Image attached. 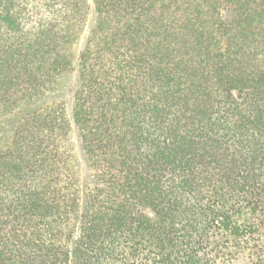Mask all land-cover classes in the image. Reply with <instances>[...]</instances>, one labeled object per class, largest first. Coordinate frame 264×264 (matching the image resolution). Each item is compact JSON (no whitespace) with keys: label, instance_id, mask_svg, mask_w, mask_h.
Returning <instances> with one entry per match:
<instances>
[{"label":"trees","instance_id":"obj_1","mask_svg":"<svg viewBox=\"0 0 264 264\" xmlns=\"http://www.w3.org/2000/svg\"><path fill=\"white\" fill-rule=\"evenodd\" d=\"M0 264H264V0H0Z\"/></svg>","mask_w":264,"mask_h":264},{"label":"rangeland","instance_id":"obj_2","mask_svg":"<svg viewBox=\"0 0 264 264\" xmlns=\"http://www.w3.org/2000/svg\"><path fill=\"white\" fill-rule=\"evenodd\" d=\"M95 18V11L92 10L87 21L85 33L74 49L73 68L60 79L55 90L21 104L19 108L0 120V146H6L12 140L18 123L25 117L53 105H60L65 109L67 117L73 127L72 142L75 149V162L80 180L82 209L84 208L90 190L96 186L97 182L89 166L88 157L79 132L75 127L73 112L75 95L80 85L79 60L86 46L88 35L95 25Z\"/></svg>","mask_w":264,"mask_h":264}]
</instances>
